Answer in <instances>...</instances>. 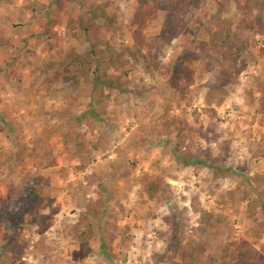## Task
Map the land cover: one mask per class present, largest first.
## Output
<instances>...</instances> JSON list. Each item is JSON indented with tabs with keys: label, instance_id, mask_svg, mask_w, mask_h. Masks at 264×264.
<instances>
[{
	"label": "rangeland",
	"instance_id": "1",
	"mask_svg": "<svg viewBox=\"0 0 264 264\" xmlns=\"http://www.w3.org/2000/svg\"><path fill=\"white\" fill-rule=\"evenodd\" d=\"M146 4L155 40L166 0H0V264H220L244 244L264 264V26L243 0H191L146 69L132 41ZM97 8L109 20L83 32ZM224 24L247 45L237 76L197 58L200 42L217 56ZM93 47L113 86L83 117L92 78L73 85L60 62Z\"/></svg>",
	"mask_w": 264,
	"mask_h": 264
},
{
	"label": "trees",
	"instance_id": "2",
	"mask_svg": "<svg viewBox=\"0 0 264 264\" xmlns=\"http://www.w3.org/2000/svg\"><path fill=\"white\" fill-rule=\"evenodd\" d=\"M243 3V9L246 14L255 13V25L261 29L264 26V0H243ZM190 4L191 0H166L162 24L155 40L144 33L147 23L153 16L154 8L146 4L140 11L134 13L132 19L134 26L132 41L135 52H133V56L142 58L146 69H158L160 61L157 58L161 55L163 47L168 45L172 38L180 35L185 30L188 24L186 17L189 13ZM100 15L107 21L110 18L103 9L97 8L93 10L91 17L87 19V25L82 28V31L84 32L88 28L103 24L104 22H101ZM73 21L72 19L69 20V22ZM248 28H250L249 23ZM71 34L73 38L79 37L76 32H72ZM206 46L205 42L198 43L200 52L199 57H197L198 59L213 58L220 66L228 64L229 67L234 69L236 76L245 67L244 55L247 45L231 25L224 24L216 34L213 45V50L217 53L216 57L206 50ZM103 53L104 51L98 47L90 48L83 53L70 48L60 62L61 75L68 78L73 85H78L92 78L93 84L89 87L91 102H89L88 106L90 109L82 114L83 117L87 115L98 117L104 112L100 107L104 85L108 87L113 86L112 83H108L104 79L105 75L99 74L100 57ZM188 61L190 62L192 59ZM224 72L227 73V70L224 69ZM81 91L83 92L82 89H80V93ZM207 102L210 103V100ZM177 159L185 166L200 165L208 167L207 163L200 159L189 161L188 159H184L183 156H178ZM144 189L149 194H154L157 184L155 181H147L144 184ZM89 229V233H91L92 226ZM193 249V244L189 243V249L183 253V258L186 259L189 253H193ZM220 264H262L261 254L250 244L239 245L232 253L223 255Z\"/></svg>",
	"mask_w": 264,
	"mask_h": 264
}]
</instances>
